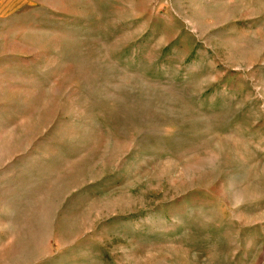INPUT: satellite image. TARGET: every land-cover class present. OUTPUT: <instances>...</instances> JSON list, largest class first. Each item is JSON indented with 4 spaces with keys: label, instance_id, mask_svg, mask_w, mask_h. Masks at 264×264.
<instances>
[{
    "label": "rangeland",
    "instance_id": "1",
    "mask_svg": "<svg viewBox=\"0 0 264 264\" xmlns=\"http://www.w3.org/2000/svg\"><path fill=\"white\" fill-rule=\"evenodd\" d=\"M0 264H264V0H0Z\"/></svg>",
    "mask_w": 264,
    "mask_h": 264
}]
</instances>
